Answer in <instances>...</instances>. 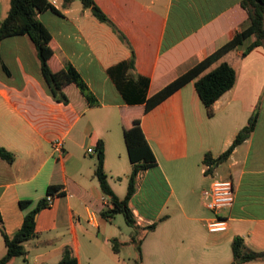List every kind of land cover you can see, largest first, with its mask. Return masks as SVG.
<instances>
[{
    "label": "crops",
    "instance_id": "1",
    "mask_svg": "<svg viewBox=\"0 0 264 264\" xmlns=\"http://www.w3.org/2000/svg\"><path fill=\"white\" fill-rule=\"evenodd\" d=\"M48 2L56 11L39 18L52 35L51 69L57 73L72 65L94 103L75 85L64 90L69 103L57 101L32 40L2 41L0 148L15 160L0 158V259L7 253L2 230L13 239L48 189L59 187L63 193L37 215L36 238L26 243V254L8 264H59L66 247L78 264H136L137 248L127 262L121 257L124 247L136 246V230L120 239L115 218L101 215L112 207L95 170L103 142L109 185L120 199L126 197L133 166L124 131L139 119L157 160L156 167L139 173L130 202L142 236L156 225L141 244L142 264H264L235 263L233 253L238 238L249 251L264 253V47L249 51L251 38L211 68L227 62L237 72L235 87L213 105L212 115L195 81L148 113L145 105H128L116 85L125 75L147 79L148 98L163 90L242 32L249 19L242 0H95L129 40L135 69L131 50L89 9L77 1L69 7L64 0ZM10 5L11 0H0V21ZM256 114L251 137L207 175L205 157L215 160L227 152ZM56 140L63 141L61 153L53 148ZM124 178L123 196L115 185ZM217 178L231 180L236 193L234 206L221 213L229 229L220 234L207 228L212 214L204 200ZM21 202L30 205L23 210ZM115 239L119 253L113 257L103 247Z\"/></svg>",
    "mask_w": 264,
    "mask_h": 264
},
{
    "label": "trees",
    "instance_id": "2",
    "mask_svg": "<svg viewBox=\"0 0 264 264\" xmlns=\"http://www.w3.org/2000/svg\"><path fill=\"white\" fill-rule=\"evenodd\" d=\"M76 1L81 2L85 9H89L99 22L111 27L120 41L131 50L132 58L130 66L135 69V53L123 32L105 15L95 0H64V6L69 7ZM241 5L249 15L248 23L242 32L238 33L233 40L214 54L208 56L203 62L194 66L157 94L149 98L147 97L149 87V81L147 79L138 78V80L134 81L125 75L117 79V88L125 102L128 105H145V113H148L162 104L175 92L195 81L198 95L212 115L213 105L235 87L237 83V72L227 62H222L213 70L211 68L223 60L227 54L236 50L251 38H254L255 41L249 47V51L258 47H264V0H242ZM48 10L56 11L48 0H11L7 17L3 21H0V45L7 38L28 36L36 47L42 73L55 99L65 104L69 103V99L64 93V90L70 85H75L88 102L93 104L94 100L87 85L72 65H68L65 70L57 73L51 69L50 61L54 55L51 47L52 35L39 18L40 14ZM124 67L125 64L119 66V68L123 69ZM257 120L258 116L256 114L238 134L232 147L227 152L215 160L209 154L205 157L204 165L207 167V175L214 168L224 164L234 150L251 137L256 129ZM124 136L130 162L133 166L126 197L120 199L109 185L108 176L105 172V146L103 142H99L97 148L95 177L99 182L101 191L109 198L112 207L102 212L101 215L107 220L122 215L127 225L136 230V234L132 238V243L136 245L139 254V259L136 261V264H142L141 244L144 237L149 232H152L156 228V225L146 228L144 230L145 235L142 236L137 226L136 217L130 208V202L137 192V177L139 173L156 167L157 160L140 128L139 119L130 122L124 131ZM0 158L9 163H13L15 160L14 155L4 148H0ZM62 193L59 187H50L47 192V197L57 194L61 195ZM20 205L25 210L30 205V202H21ZM45 208H47L46 199L40 202L35 210L26 214L22 228L13 239H10L2 230L7 253L0 259V264H8L13 258L26 254V243L36 238L37 215ZM0 222H2L1 219ZM113 244L114 251L118 254L119 241L115 239L113 240ZM233 253L235 263L264 260V253L249 251L245 246L244 240L239 238L233 243ZM59 264H78V260L70 247L64 249L63 259Z\"/></svg>",
    "mask_w": 264,
    "mask_h": 264
},
{
    "label": "built area",
    "instance_id": "3",
    "mask_svg": "<svg viewBox=\"0 0 264 264\" xmlns=\"http://www.w3.org/2000/svg\"><path fill=\"white\" fill-rule=\"evenodd\" d=\"M52 5L56 6V1H53ZM53 148L55 152L61 153L63 149V141L56 140L53 143ZM89 152L94 153V150L89 149ZM54 199L55 195L46 198L47 207L53 205ZM106 199L108 198L106 197ZM235 199V187L231 180L221 178L214 179L211 188L205 191V206L212 214L207 220V228L211 233L220 234L228 231V220L222 218L221 213L223 210L232 208L235 204Z\"/></svg>",
    "mask_w": 264,
    "mask_h": 264
},
{
    "label": "rangeland",
    "instance_id": "4",
    "mask_svg": "<svg viewBox=\"0 0 264 264\" xmlns=\"http://www.w3.org/2000/svg\"><path fill=\"white\" fill-rule=\"evenodd\" d=\"M76 5L81 6V3L79 1H77ZM115 186H116L117 194L124 196L126 193V187H127V183L125 181V178L123 179L122 184L120 183V180H117ZM123 190H124V192H122ZM104 201L106 202L107 199L104 198ZM114 225H115L117 233H119L118 237L120 239H123V238L125 239L126 237H130V235L134 232V229L127 225L125 218L122 215H118L115 217ZM113 248L114 247H113L112 243L108 246V248L103 247V249L106 250L107 255H110V256L113 255V257H114V256H116L115 255L116 253H115V251H113ZM135 249H136V246L124 247L122 250V254H121L122 259L127 262L129 252L134 253Z\"/></svg>",
    "mask_w": 264,
    "mask_h": 264
}]
</instances>
